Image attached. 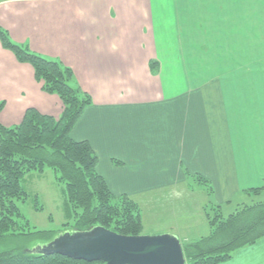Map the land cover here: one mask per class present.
I'll return each mask as SVG.
<instances>
[{"label":"crops","instance_id":"0c3cea01","mask_svg":"<svg viewBox=\"0 0 264 264\" xmlns=\"http://www.w3.org/2000/svg\"><path fill=\"white\" fill-rule=\"evenodd\" d=\"M0 27L91 97L71 137L114 195L174 198L198 175L222 209L264 187V0H0ZM0 103L5 127L63 110L1 43ZM220 264H264V238Z\"/></svg>","mask_w":264,"mask_h":264},{"label":"trees","instance_id":"16d2710c","mask_svg":"<svg viewBox=\"0 0 264 264\" xmlns=\"http://www.w3.org/2000/svg\"><path fill=\"white\" fill-rule=\"evenodd\" d=\"M0 43L18 62L29 64L42 90L59 97L63 106L58 118L30 108L20 124H0V242H33V249L38 241L44 245L55 238L51 232L30 230L18 206L27 197L21 185L23 178L32 172L43 173L46 168L52 169L58 175L57 181L65 184L67 202L74 210L72 231L100 226L121 235H140L143 226L138 204L127 195H114L97 172L98 158L90 145L71 137L72 129L92 102L75 82L73 71L31 51L27 45L13 42L1 27ZM155 64L151 62V68ZM2 108L0 103V112ZM194 179L208 194L212 193L206 179ZM262 190L264 187L250 191L257 195ZM210 210L205 208L208 234L181 242L185 264H220L231 259L237 250L264 238V201L242 205L227 218L220 206L212 205ZM7 247H0V264H104L32 254L20 245Z\"/></svg>","mask_w":264,"mask_h":264},{"label":"rangeland","instance_id":"374dc122","mask_svg":"<svg viewBox=\"0 0 264 264\" xmlns=\"http://www.w3.org/2000/svg\"><path fill=\"white\" fill-rule=\"evenodd\" d=\"M57 176L50 168H46L43 173L27 174L21 181L27 197L18 203L20 213L28 221L30 230L51 232L54 237L71 233L75 220L74 210L67 202L65 184L57 181ZM196 177L198 175L194 178ZM190 184L189 187H175L174 198L170 190L163 192L155 200L153 195L136 197L142 215L143 228L140 235L171 233L181 242L194 241L207 235L209 227L205 220V208L207 212H211L212 203L206 204L202 186L194 181ZM258 201H264V195L252 194L245 201L235 200L229 205H223L221 213L227 218L236 211L238 203L252 204ZM65 224H69L68 227ZM38 242L37 245H43L42 241ZM33 244L35 243L10 240L6 244L0 242V247L20 245L31 249Z\"/></svg>","mask_w":264,"mask_h":264},{"label":"water","instance_id":"95a60500","mask_svg":"<svg viewBox=\"0 0 264 264\" xmlns=\"http://www.w3.org/2000/svg\"><path fill=\"white\" fill-rule=\"evenodd\" d=\"M40 255H61L86 263L185 264L181 241L171 233L121 235L104 227L64 233L28 251Z\"/></svg>","mask_w":264,"mask_h":264}]
</instances>
